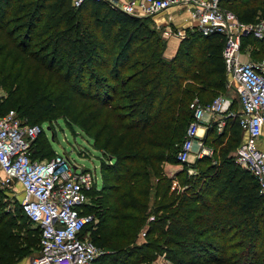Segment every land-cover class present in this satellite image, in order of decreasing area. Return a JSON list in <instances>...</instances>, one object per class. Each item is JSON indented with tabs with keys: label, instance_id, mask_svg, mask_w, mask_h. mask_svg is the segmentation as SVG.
Returning a JSON list of instances; mask_svg holds the SVG:
<instances>
[{
	"label": "trees",
	"instance_id": "trees-1",
	"mask_svg": "<svg viewBox=\"0 0 264 264\" xmlns=\"http://www.w3.org/2000/svg\"><path fill=\"white\" fill-rule=\"evenodd\" d=\"M225 1L222 7L240 20ZM242 8L254 17L264 13L260 6ZM149 19L93 0L78 6L72 0H0V114L14 109L25 122L41 125L65 109L87 113L86 131L106 159L99 184L88 191L86 211H96V221L85 230L94 244L111 251L91 264H147L160 252L172 264H264V196L253 175L226 156L229 142L218 166L205 156L182 163L180 184L187 187L177 196L169 195L171 179L162 176L164 161L177 162L192 99L206 103L226 89L224 38L187 28L166 57V42ZM248 44L252 58H264V37L242 35L240 47ZM215 129L216 122L206 127V144ZM224 129L212 143L226 136L239 142L235 118ZM39 134L31 157H51L50 141L39 144ZM187 167L195 172L188 174ZM195 174H203V182ZM151 177L157 178L154 185ZM152 186L159 199L147 212ZM26 219L17 225L0 212V264L37 250L38 231ZM15 225L25 239L7 228ZM142 228L143 241L136 243Z\"/></svg>",
	"mask_w": 264,
	"mask_h": 264
},
{
	"label": "built area",
	"instance_id": "built-area-1",
	"mask_svg": "<svg viewBox=\"0 0 264 264\" xmlns=\"http://www.w3.org/2000/svg\"><path fill=\"white\" fill-rule=\"evenodd\" d=\"M83 1L72 0V4L78 6ZM93 1L132 16L152 18L164 40L171 37L180 40L187 28L203 35L223 36L227 80L238 84L237 108L226 95H216L206 103L193 98L189 104L192 117L175 158L180 163H190L192 155L196 159L209 154L198 134L199 128L215 121L216 128L220 129L226 118H235L244 136L234 148L233 160L253 175L259 194L264 196V58L244 59L240 47L241 36L249 32L258 38L264 37V17L256 24L242 22L222 7V0ZM172 7L188 11L187 24L173 27L170 21L158 20L159 14ZM41 130L42 125L26 123L14 109L0 114V183L19 185L21 196L17 200L21 211L38 229L36 252L24 263L15 264H91L106 253L93 243L85 230L96 221L86 211L91 203L88 191L97 181L96 175L73 164L64 153L55 151L51 157L32 158L30 146ZM194 172V168L187 167L188 174ZM140 233L143 237L145 232Z\"/></svg>",
	"mask_w": 264,
	"mask_h": 264
},
{
	"label": "rangeland",
	"instance_id": "rangeland-1",
	"mask_svg": "<svg viewBox=\"0 0 264 264\" xmlns=\"http://www.w3.org/2000/svg\"><path fill=\"white\" fill-rule=\"evenodd\" d=\"M247 4H250L252 6H260V7L264 8V0H226L224 5L229 7V8H231V7L235 8L236 11L239 12L240 21L246 22V23L256 24L259 19L264 17V13L259 15V11H258L257 12L258 15L256 14L255 17L250 16L248 13L243 12L242 6H245ZM223 8H225V7H223ZM159 21H161V20H159ZM177 23L179 24L180 22L177 20L175 22V24L173 23L172 26L173 27L174 26H178V27L182 26L181 24L177 25ZM147 24L149 25V27L157 29L158 32L160 33V28H158L155 25V22L152 18H150L147 21ZM164 41L166 42V47L164 50V56L169 57L173 53L172 49L174 48L175 43H177V41L179 42V40L175 37H171V38H168ZM2 44H3V41H2ZM245 49L249 51V55L251 56L250 50L252 49V45H249V44L246 45ZM237 90H238V84L236 82H230L229 80H227L226 89L224 91L218 92L217 95H219V94L226 95V96H229V97L235 99L236 94L233 92L235 91L237 93ZM4 94H5V92L3 91L2 87L0 86V96H2ZM69 103L70 102H66V104H69ZM82 105L83 104H80V106H82ZM236 108H237V105L235 106V109ZM78 112H79V110L74 112L72 115H70V109H69V111H67L65 109L60 114L59 117H54L53 115H49V116L47 115L46 117H44L45 120H49V123L47 121L42 122V124H41L42 125V130H41L42 133L39 134L37 140H38L39 144H41L43 139L47 140L46 138H48V140L50 141L51 147L54 149V151L66 154L73 164H76V165H78V166H80L86 170H90V171L94 172V174L96 175V178H97L96 180L99 184V182H100L99 165H100L101 160L106 159V155H104V153H102L101 148L95 147L92 135H90L86 131L85 122L87 123V113H84L83 115H79ZM21 119H23V118H21ZM27 122L29 123L32 121L29 120V121H26V123ZM224 126H223V128L219 127L220 129L216 128L214 130L213 135L210 138H208V140H207V144L209 145L208 151L210 153L205 155V157L210 158V161L212 160V163H214L213 165H215V166H218L219 163L221 162V157H220L219 153H220L222 148H225L227 142H229V144L232 146L226 155L230 158L233 157L234 148L239 143L237 141L231 142L230 139L228 138V136H226V138L223 140L222 143H218V144L212 143L213 136H215L219 132H223L225 130ZM194 161H195V159H193V162ZM161 168H162V176H165L166 178L171 179L170 188H169V193H170L169 195L175 197L179 193H182L185 190L184 188L187 187V184H185V185L180 184L182 177H183V174L181 171L183 169L182 163H179L178 161L177 162L176 161H174V162L164 161L161 164ZM196 174L192 175L193 178H194V176L195 177L199 176L198 177L199 181L203 182L204 175L203 174L202 175H196ZM1 178H2V173L0 171V179ZM156 179H157L156 177H151L150 182L152 185H154V183L156 182ZM154 191H155L154 186H152V188L149 191L148 208L146 210L147 212L152 211L151 209L154 208V206L157 203V200L159 199V198L157 199V197L154 196ZM19 193H20V187L15 182H12L9 186L3 185L0 183V212H7L10 215H12L13 217H15L16 222L18 223L17 225L22 224L23 223L22 217L26 216L21 211L19 202L17 200V197L19 198L21 196V194H19ZM95 202H98V200L96 199ZM97 204H99V203H97ZM95 213H96V211L93 212V214H95ZM158 214L160 215L163 213L159 212ZM5 219H9V216H6ZM234 219L236 220L235 216H234ZM25 223L28 224V227L31 230L38 231L35 224H33L28 219V217L25 220ZM7 228L10 229L15 235H19L20 237L25 239L26 235H25V231L23 229L18 228L16 225L11 227V228H9V227H7ZM140 231L142 232L143 228ZM142 241H143V237H142L141 233L139 232L135 238V242L138 243V242H142ZM35 252H36V250H33L30 254H27L21 260L25 262ZM107 253H111V251H109V249H106V253H104V254H107ZM165 254H166L165 252H160L158 254V256L153 261H151L150 263H147V264H172V262L165 257ZM102 255H100V256H102ZM100 256H98L97 258H99ZM21 260H18L17 262L14 261V262L18 263Z\"/></svg>",
	"mask_w": 264,
	"mask_h": 264
},
{
	"label": "crops",
	"instance_id": "crops-1",
	"mask_svg": "<svg viewBox=\"0 0 264 264\" xmlns=\"http://www.w3.org/2000/svg\"><path fill=\"white\" fill-rule=\"evenodd\" d=\"M159 20H163V21H170L171 23H174L175 24V22L178 20L180 23L178 24L177 23V25H185V24H187L188 22H187V18H189V16H188V11L186 10V9H184V8H176V7H172V8H169V9H167V10H165V11H163L161 14H159V17H157ZM189 21V20H188ZM177 44H178V41H177V43H175V46H174V48L172 49V51H173V53L169 56V57H171L173 54H174V51H175V49H176V46H177ZM243 55H242V57L244 58V59H247V57H251L250 55H249V51L248 50H246L245 49V47L243 48V53H242ZM252 58V57H251ZM233 93H235L236 94V97H235V99L234 98H232V106L233 107H235L236 106V100L238 99V90H237V93L234 91ZM229 120H233V118H226L225 119V124H226V122H228ZM211 122H215V121H211ZM210 122V123H211ZM209 123V124H210ZM208 125L207 124H205L204 126H202L201 128H199V130H198V134L201 136V138H202V141H203V143H204V146H206V148H208L209 149V145H207L205 142H204V137H205V135H206V127H207ZM240 140L243 138V132L240 130ZM239 140V141H240ZM205 155H207V154H204L203 156H205ZM190 159H191V162L190 163H192V159H193V155L192 156H190ZM19 263H24V261H20Z\"/></svg>",
	"mask_w": 264,
	"mask_h": 264
}]
</instances>
